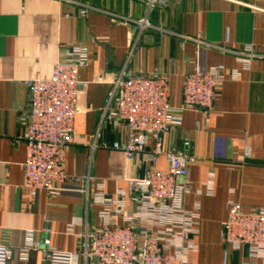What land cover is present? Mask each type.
<instances>
[{
  "label": "crops",
  "instance_id": "crops-1",
  "mask_svg": "<svg viewBox=\"0 0 264 264\" xmlns=\"http://www.w3.org/2000/svg\"><path fill=\"white\" fill-rule=\"evenodd\" d=\"M71 1L0 0V243L13 250L9 264H49L41 251L47 246L81 251L86 235L103 223L94 195L128 190L129 180L145 176L141 155L127 161L110 147L126 140L125 127L102 120L121 71L161 70L170 78V103L180 108L184 76L196 64L223 66L227 76L208 116L182 111L181 122L165 136V148H184L189 141L194 156L186 207L199 204L201 217L192 237L198 249L189 259L264 264V256H254L248 246L234 249L222 241L231 203L264 207V0H158L153 6L147 0ZM76 2L92 7L87 16ZM194 39L213 46H200L198 56ZM66 43L86 46L89 60L78 73V113L64 169L90 179L66 182L56 197H33L25 188L19 122L30 99L26 81L50 76ZM248 46L258 55L249 66L234 53ZM235 71L237 79L231 77ZM157 167L167 168L165 157Z\"/></svg>",
  "mask_w": 264,
  "mask_h": 264
},
{
  "label": "built area",
  "instance_id": "built-area-1",
  "mask_svg": "<svg viewBox=\"0 0 264 264\" xmlns=\"http://www.w3.org/2000/svg\"><path fill=\"white\" fill-rule=\"evenodd\" d=\"M147 1L153 6L158 0ZM76 4L83 17L92 9ZM194 41L198 56L200 46H213L200 39ZM234 53L239 62L248 66L258 56L252 46ZM88 60L86 46L63 44L52 74L26 81L30 99L20 111L19 122L26 147L25 188L33 197L41 193L56 197L65 190L66 182L90 179L69 176L64 169L78 113V73ZM226 76L223 66L203 69L196 64L184 76L182 106L174 108L167 74L159 69L148 74L126 68L121 71L113 82L102 120L114 127H125L126 140L115 141L110 147L122 151L127 161L141 155L147 165L146 174L129 180L128 190H118L113 195L97 192L94 200L101 207L99 217L103 223L86 235L81 251L43 248L49 264H80L81 260L84 264H195L189 255L198 249L192 237L200 221V205L191 210L186 207V197L192 191L190 170L194 156L186 148L189 141L184 142V148H165V136L181 122L178 114L182 111L208 116ZM238 76L237 71L231 75L234 79ZM245 154L248 156V151ZM162 156L167 161L166 169L157 167ZM207 191H212L210 184ZM222 241L234 249L248 246L254 256H264V207L245 210L241 204L231 203L223 223ZM39 246L30 244L32 249ZM12 254L9 245L0 243V264H9Z\"/></svg>",
  "mask_w": 264,
  "mask_h": 264
}]
</instances>
